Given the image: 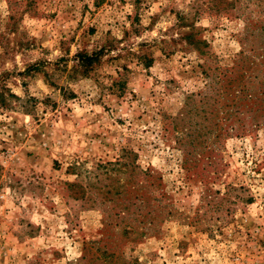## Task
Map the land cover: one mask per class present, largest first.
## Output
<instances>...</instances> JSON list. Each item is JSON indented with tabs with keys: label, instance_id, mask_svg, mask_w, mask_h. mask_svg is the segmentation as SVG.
<instances>
[{
	"label": "rangeland",
	"instance_id": "obj_1",
	"mask_svg": "<svg viewBox=\"0 0 264 264\" xmlns=\"http://www.w3.org/2000/svg\"><path fill=\"white\" fill-rule=\"evenodd\" d=\"M263 88L264 0H0V264H264Z\"/></svg>",
	"mask_w": 264,
	"mask_h": 264
},
{
	"label": "trees",
	"instance_id": "obj_2",
	"mask_svg": "<svg viewBox=\"0 0 264 264\" xmlns=\"http://www.w3.org/2000/svg\"><path fill=\"white\" fill-rule=\"evenodd\" d=\"M98 54H99V52H98ZM98 54H91V55H87V54H81L80 55V61H81V63H85L86 65H88V64H90L93 60H95L96 58H97V56H98ZM150 60H148L147 62H146V64H145V66H149V62ZM242 89H241V92L242 93H244L245 91H246V88L244 87V86H242L241 87ZM248 93V92H247ZM246 93V94H247ZM261 94H264V88H263V90L261 91ZM248 95V96H247ZM246 95V97H248V98H254V95L253 94H251V93H248ZM256 97V96H255Z\"/></svg>",
	"mask_w": 264,
	"mask_h": 264
}]
</instances>
